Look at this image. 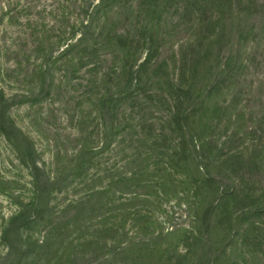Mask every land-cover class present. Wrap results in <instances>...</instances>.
<instances>
[{"label": "trees", "instance_id": "obj_1", "mask_svg": "<svg viewBox=\"0 0 264 264\" xmlns=\"http://www.w3.org/2000/svg\"><path fill=\"white\" fill-rule=\"evenodd\" d=\"M66 3L75 8L68 20V38L54 40L55 36L36 29L29 54L4 42L5 65H10L11 72L26 65L33 83L32 90L20 95L0 88V134L31 179L26 202L14 198L21 209L3 229L4 264H21L54 244H60L57 253L68 256V264H79L80 255L89 256L86 247H95V253L100 249L97 259L112 253L113 258L126 256L127 264H243L236 255L242 243L241 257L250 255L256 260L262 254L264 258V184L259 180L264 172V138H252L251 132L247 137L252 138V148L232 145L227 153L216 138L224 116L228 113V129L236 117L230 112L234 104L224 106L216 96L227 82L228 86L237 83L246 70L244 61L239 63V50L254 38L253 23L264 15V1ZM175 8L180 27L195 17L194 28H189L194 38L169 61L160 58L162 44L170 37L163 30L162 15ZM213 10L215 15L208 19L207 13ZM1 13L0 23L7 11ZM125 15L126 28L120 33L116 28ZM209 30L212 33L207 37ZM108 57L112 58L110 66H106ZM62 67L65 86L85 71L86 83L74 86L82 85L81 106L89 103L96 115L80 117L77 148L72 155L58 152L54 175L38 161L34 143L17 125L11 109L20 102L46 99L53 91L61 95L56 70ZM158 112L159 118L155 117ZM88 121L96 123V130L84 129ZM229 131L225 132L228 143L243 140L245 132ZM94 142L98 143L95 147ZM114 145V161L103 170L101 158ZM69 187L82 193L81 198L58 210L54 198ZM172 194L188 212L191 226L148 234L152 225L149 205ZM70 212L73 219L65 221ZM58 214L57 223L53 219ZM40 226L44 231H38L39 236L30 232ZM140 230L147 231L139 235ZM163 241H168V247L160 246Z\"/></svg>", "mask_w": 264, "mask_h": 264}, {"label": "rangeland", "instance_id": "obj_2", "mask_svg": "<svg viewBox=\"0 0 264 264\" xmlns=\"http://www.w3.org/2000/svg\"><path fill=\"white\" fill-rule=\"evenodd\" d=\"M260 1L262 2L264 0ZM66 2L67 0H0V14H2L1 11H7L4 21L0 23V88L4 89L7 94L20 95L26 93L33 87V83H31L30 76H27L29 71L26 65H22L21 70L17 69L14 72L10 71L12 70L9 69L10 65H5L7 58L3 51L4 42L14 43L16 48L21 52L29 54L35 43L32 34L36 32V29L39 32L45 31L50 33L49 35L55 36L54 40H57L60 36L68 38L71 30L69 28L71 23L68 20L74 14L75 8L71 3ZM183 5V3L179 4L181 8H183ZM133 6L137 9V1L133 2ZM211 6L213 7V5ZM117 7L119 8V6ZM215 10L207 13L208 19L213 18ZM170 12L173 13H165L162 15L163 30L165 33L169 32L170 37L168 40L165 39L167 43L162 44L160 58L172 61L174 52H176V55H180V46L185 44L188 39L194 38L193 31L189 30V28L194 25L195 17L190 16L187 21L183 20L182 23L186 21L187 25L180 27L178 26V22H181L179 11L175 13V8V10H171ZM14 17L15 19H12ZM126 19L127 15L123 16L118 23L116 28L118 32L123 33V30L126 28V24L124 23ZM131 20L135 21L136 17L131 18ZM54 24L56 31H52L55 28L53 27ZM253 24L256 27L254 38L243 43L240 50L237 48L241 51L242 55V60L239 63L244 61L246 70L237 79V83L228 86L231 83L227 82L222 92L216 96V99L224 106L233 103L234 108L236 107L230 111L236 115L233 124L230 125V129H228V113L224 116L223 124L217 129L216 138L220 148L223 146L224 152L226 153L232 145L233 148L250 149L252 148V144H254L251 141L252 138H264V15L258 17ZM209 33H212V31H207V37L210 36ZM223 52V55H226L225 52L227 51L225 50ZM107 60L106 66L112 65V58L108 57ZM64 68L62 67L61 70H56L57 85L61 86V95L53 91V94L46 99L44 98L36 102H20L11 109V116L17 125L34 143L39 154L38 161L42 164L45 163L51 171L50 174L54 175L58 167V163L55 160L58 152L72 155V152L77 148L80 131H82L80 117H86L88 113L94 116L96 115L93 112V106L89 103L85 102L81 106L84 99L82 97L84 92L81 87L82 85L74 86L75 84L86 83L84 80L85 71H79L77 73L79 79L65 86V80L62 82V77L65 75ZM227 77L228 73L225 79ZM234 95L238 98L235 99L236 101H233ZM159 115L162 114L158 112L155 117L159 118ZM154 119L157 121L156 118ZM95 125L96 123L91 125L90 121H88L84 129L88 127L89 130H96L93 129ZM228 130H230L229 132L240 135L245 132L243 137H241L243 140H238L236 144H233L234 142L228 143L225 137V132H228ZM251 132L253 137H247ZM254 132L256 133L255 136L253 135ZM220 134L224 135L220 137ZM97 145L98 143L95 142L92 144L94 147ZM116 149L117 145H114L103 155L101 158V164H103L101 169L105 170V168L111 167ZM64 162L66 161L64 160ZM212 173L214 176L219 174L215 169L212 170ZM242 174L240 172L238 178ZM259 180L264 184V172ZM30 181L31 179L27 170L20 164L14 150L0 134V264L6 263L4 256L7 251L1 240L5 223L21 209L17 205L18 203H15L14 198L17 202L19 200L26 202L25 197H27L26 195L29 192ZM78 184L80 183L76 185ZM105 186L107 184L101 185L100 187ZM74 188L69 187L62 193L56 195L54 204H57L58 210L65 208L69 202H76L81 198L82 193H76ZM178 201L179 199L173 194L168 198H156L155 201L153 200L147 209L148 215L152 218V225L149 224L150 231H148V234H151L153 231H156L157 234L161 232L166 233L173 230V228H177L179 225L191 226V219L188 212L185 207L178 206ZM72 216V212L67 213L64 220L69 221L73 219ZM58 217L59 214L53 220L59 222ZM144 222L146 224V221ZM35 229L38 234L34 233ZM41 229L44 231L41 226L39 228L33 227L30 232L39 236L38 231ZM146 231L140 230L138 234L142 235ZM136 233L137 231L133 232V234ZM89 238L91 237L89 236ZM168 244V241H163L160 243V246L165 248L168 247ZM59 247L60 244H54L49 251L40 253V256L33 258L32 255H29L28 260L24 259L21 264H68V256L63 257L57 253ZM238 248L236 255H238L239 260L243 264H264L262 254H259L256 260L250 255L248 257L245 255V258H243L241 257V253L245 251L243 243ZM95 249V247H86L85 251L87 250L89 252V256L80 255L81 257L78 258L80 260L79 264H127L129 262L126 256L113 258V253L108 257L103 255L99 256V259H97L96 255L100 249L97 253H95ZM229 250H233V248L229 247ZM24 251H26V248H24ZM30 252L34 251L31 250ZM62 253L63 249L60 254ZM171 255L176 258L175 251H172ZM175 261L176 259L173 260L174 263Z\"/></svg>", "mask_w": 264, "mask_h": 264}]
</instances>
